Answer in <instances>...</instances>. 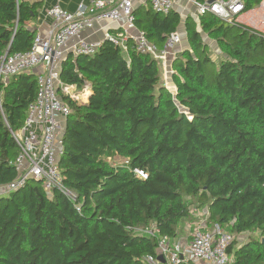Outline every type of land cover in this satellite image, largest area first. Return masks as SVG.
<instances>
[{"label":"trees","instance_id":"trees-1","mask_svg":"<svg viewBox=\"0 0 264 264\" xmlns=\"http://www.w3.org/2000/svg\"><path fill=\"white\" fill-rule=\"evenodd\" d=\"M243 1L247 12L261 0ZM40 7L0 0V60L7 51L31 49L36 31L29 24ZM133 14L138 30L160 49L180 24L174 10ZM199 29L228 59L208 80L207 47L188 18L189 50L172 66L175 96L160 86L158 63L131 40L126 53L104 41L93 56L62 62L63 84L90 87L86 103L65 98L70 114L58 167L75 200L32 180L0 196V264H147L157 240L133 229L155 224L161 235L176 238L190 205L205 208L209 225L234 236L258 234L233 241L227 252L233 264H264V37L210 14L199 17ZM36 94L34 74L0 86L1 188L17 178L12 132L23 126Z\"/></svg>","mask_w":264,"mask_h":264},{"label":"built area","instance_id":"built-area-1","mask_svg":"<svg viewBox=\"0 0 264 264\" xmlns=\"http://www.w3.org/2000/svg\"><path fill=\"white\" fill-rule=\"evenodd\" d=\"M146 1L155 13L166 15L174 10V0ZM135 2L136 0H92L88 4L80 3L74 13L64 11L58 4L53 5L44 12L52 20V27L48 32L45 35L36 33L29 51L5 54L1 58L0 86L7 84L9 78L20 74H34L37 82L36 98L28 105L23 126L12 132L18 150L14 161L17 178L7 187H2L7 189V193L33 180L39 181L47 193L58 189L75 200V195L63 186L58 167L62 151L61 135L70 114L65 98L84 103L87 97L85 92L75 86L63 84L59 79L60 67L68 51L74 57L93 56L104 41H109L126 53L127 43L131 40L137 52L149 55L167 73L166 63L174 55L180 37L177 33L171 34L161 49L150 43L145 34L136 29L133 14ZM193 3L198 18L210 14L230 25L236 23L247 26L264 37V0L247 12L243 0H214L213 4H209V1L203 4ZM242 16L246 17L245 21L241 19ZM102 23L115 24L117 31L106 33L105 39L100 42L80 38L82 32ZM131 31H135V34H130ZM133 173L139 179H147L143 170L135 169ZM208 216L207 210L202 220L198 216V223L189 231L187 246L175 238L161 235L155 224L133 229L135 234L157 240L156 257L146 256L145 262L161 264L157 258L162 257L165 264L233 263V258L227 251L234 236L224 226L209 225Z\"/></svg>","mask_w":264,"mask_h":264},{"label":"crops","instance_id":"crops-1","mask_svg":"<svg viewBox=\"0 0 264 264\" xmlns=\"http://www.w3.org/2000/svg\"><path fill=\"white\" fill-rule=\"evenodd\" d=\"M90 1L92 0H32V2L40 3L41 7L38 10L37 19L30 22L29 28L32 30H35L36 33H41L42 35H45L48 32V30L52 27V20L46 17L44 13L46 9L52 7L53 5L58 4L61 7V9H63L64 11L68 13H74L80 3L83 2L85 4H88ZM148 9H149V4L147 3L146 0H136L134 4V12L137 13L138 18L142 17L144 13L148 11ZM174 11L180 16V24L176 31V33L180 37V43L176 45L174 52H173L174 55L170 56L168 59V62L166 63L167 73L164 74L165 75L164 77L161 76L163 75L162 74L163 70L162 72L160 71L161 81L164 83V85H161L163 83L160 81L161 83L160 86L165 87L169 92H172L171 88H173L172 89L173 91L176 90V87L173 86V81H172V75L174 74L173 67H172L173 61L177 58L178 54H181L184 51L189 50L187 35L185 31L186 20L188 18H191L196 24L197 32L200 33L201 31V29H199V18L197 17V13H196V9H195L193 1L174 0ZM241 19L245 21L246 17L242 16ZM242 26L250 29L247 26H244V25ZM136 29L138 30L137 27ZM116 31H117V26L115 24H109V23L96 24L93 29L85 30L84 32H82L80 38L86 41H90V42H100L105 39L106 33H112ZM130 34L134 35L135 31H131ZM205 37L208 39V41L204 40L201 35L203 45L207 47V50H209L208 46L209 45L211 46V43H209V41H211L210 40L211 38L206 33H205ZM215 42H213V45H215L214 44ZM215 47L217 49L216 50L213 49V52L218 57V61L220 62V61L226 60L227 56L223 52L220 51L218 46L215 45ZM67 53L68 54L66 55V58L64 61H66L69 55H72L71 53H69V51ZM80 91L85 92L86 97L90 95V87L88 86L87 88H83ZM86 102H87V99L84 100V103ZM198 214L199 213H195L194 215H198ZM202 219H203V215L200 217V220ZM196 223H198V220L196 222L194 221L191 224V226H188V228L185 229V233H179L177 231V237L175 238V240L179 241L182 245L187 246L189 243V231H191V229Z\"/></svg>","mask_w":264,"mask_h":264},{"label":"rangeland","instance_id":"rangeland-1","mask_svg":"<svg viewBox=\"0 0 264 264\" xmlns=\"http://www.w3.org/2000/svg\"><path fill=\"white\" fill-rule=\"evenodd\" d=\"M200 35H202V37H203V39L204 40H207L208 41V39L205 37V33H203L202 32V30L200 31ZM211 41H209V43H211V46L209 45L208 46V49L209 50H207V53H208V56L212 59V61H211V63L212 64H210V65H206L205 66V70H206V74H207V79L208 80H212V78H213V76H214V74L216 73V70H217V68H218V64H219V61H218V57L215 55V53L213 52V49L214 50H216L217 48L215 47V45L216 46H218L217 45V43L215 42L216 40H214V39H210ZM214 40V41H213ZM215 42L214 44L215 45H213V42ZM219 48V47H218ZM221 51V50H220ZM222 52V51H221ZM179 55H181V54H178V56ZM210 59V60H211ZM226 59H228V57H226ZM160 71L162 72V70L160 69ZM173 73H175L174 71H173ZM162 74L163 75H161V76H165L164 74V70H163V72H162ZM159 76H160V74H159ZM161 76H160V81H161ZM160 81H159V83H160ZM162 82V81H161ZM163 83V82H162ZM161 84V83H160ZM161 85H164V83L163 84H161ZM173 86H174V84H173ZM175 87V86H174ZM173 88H171V91L172 92H170V93H172L173 95H175V93H176V90H172ZM0 194H4L3 196H6L8 193H7V189L6 188H2V189H0ZM187 201L188 202H190V203H192L190 200H188L187 199ZM189 211H190V218L188 219V220H182V222H179V225H178V228H177V230H178V232L179 233H185V229L186 228H188V226H191V224L195 221H197L198 220V216L199 217H201L202 215L204 216V214L205 213H203V212H205V208H202V209H196V206L195 205H190L189 206ZM195 213H199L198 215H194ZM201 215V216H200ZM189 231V230H188ZM234 236V235H233ZM256 238V237H258V234H256V233H254V234H249V233H244V234H241V235H236V236H234V241L236 242V244H240V243H242L243 241H246V240H248V239H251V238ZM231 256V255H230ZM233 262V261H232ZM231 264H233V263H231Z\"/></svg>","mask_w":264,"mask_h":264},{"label":"water","instance_id":"water-1","mask_svg":"<svg viewBox=\"0 0 264 264\" xmlns=\"http://www.w3.org/2000/svg\"><path fill=\"white\" fill-rule=\"evenodd\" d=\"M214 3V0H210L209 1V4H213ZM6 54H8V51H7V53ZM59 75H60V72H59ZM175 96V95H174ZM89 98V96L87 97V99ZM65 123H66V121H65ZM64 131H65V125H64V129H63V131H62V135H61V137L63 138V136H64ZM33 181V180H32ZM36 183H39V181H35ZM262 242L264 243V238L262 239ZM157 260L161 263V264H165V260L162 258V257H158L157 258Z\"/></svg>","mask_w":264,"mask_h":264}]
</instances>
